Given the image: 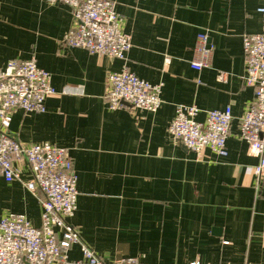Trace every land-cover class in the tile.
<instances>
[{"label":"crops","instance_id":"1","mask_svg":"<svg viewBox=\"0 0 264 264\" xmlns=\"http://www.w3.org/2000/svg\"><path fill=\"white\" fill-rule=\"evenodd\" d=\"M110 1L132 37L125 61L65 48L73 25L65 4L0 0V67L35 58L59 93L44 113L16 112L9 135L70 151L78 199L69 222L107 264H264V177L258 182L260 159L240 131L255 102L244 81V38L262 32L260 0ZM200 35L208 37L202 72L191 67L205 61ZM124 68L162 85L158 112L109 108L107 77ZM180 105L198 107L199 122L232 108L227 157L206 151L199 160L171 137ZM23 172L30 181L29 168ZM41 198L0 177V223L23 215L41 227ZM70 257L83 259L80 246Z\"/></svg>","mask_w":264,"mask_h":264},{"label":"built area","instance_id":"2","mask_svg":"<svg viewBox=\"0 0 264 264\" xmlns=\"http://www.w3.org/2000/svg\"><path fill=\"white\" fill-rule=\"evenodd\" d=\"M62 3L73 13V25L62 40L67 49H82L99 58L125 61L133 47L132 37L123 31V19L110 0H46ZM262 32L246 36L244 49L247 68L244 81L255 91V102L241 120V139L260 159L253 168L258 182L264 177V0H260ZM203 57L192 69L202 72L207 65L205 49L208 37L200 35ZM224 79V76H222ZM59 93L52 77L41 69L35 58L12 60L0 67V177L7 183H24L34 194L40 193L43 209L41 227L33 226L23 215H8L0 223V264H107L83 240L69 219L77 209V175L70 151L48 143L25 145L9 135L13 116L46 112L45 102ZM162 85H152L124 68L107 77L105 99L111 110L156 113L162 106ZM201 110L180 105L169 134L199 160L206 151L220 158L228 156L233 111H208L204 122L197 120ZM24 167L31 180L24 182ZM80 246L83 259L72 260L71 250ZM112 264H142L139 259L125 258ZM199 264V263H192Z\"/></svg>","mask_w":264,"mask_h":264}]
</instances>
